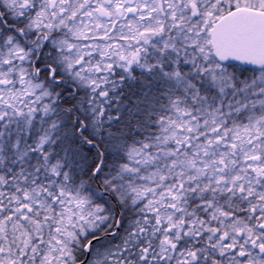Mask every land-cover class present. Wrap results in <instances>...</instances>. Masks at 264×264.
<instances>
[{
	"label": "snow or ice",
	"instance_id": "obj_1",
	"mask_svg": "<svg viewBox=\"0 0 264 264\" xmlns=\"http://www.w3.org/2000/svg\"><path fill=\"white\" fill-rule=\"evenodd\" d=\"M0 264H264V0H0Z\"/></svg>",
	"mask_w": 264,
	"mask_h": 264
}]
</instances>
